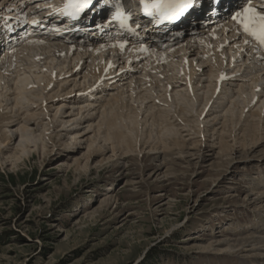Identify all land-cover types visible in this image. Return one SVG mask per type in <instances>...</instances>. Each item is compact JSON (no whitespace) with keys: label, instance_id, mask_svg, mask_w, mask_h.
Returning <instances> with one entry per match:
<instances>
[{"label":"rangeland","instance_id":"obj_1","mask_svg":"<svg viewBox=\"0 0 264 264\" xmlns=\"http://www.w3.org/2000/svg\"><path fill=\"white\" fill-rule=\"evenodd\" d=\"M39 51L24 63L42 78H0V264H264L229 240L264 223L256 191L264 192V162L240 157L264 154V81H253L260 72L219 82L212 75L230 70L197 57L173 69V90L123 85L116 103L110 99L122 85L89 94L91 77L66 71L61 53L51 63ZM257 86L261 102L238 120ZM131 112L139 118L128 119ZM109 120L117 123L110 132Z\"/></svg>","mask_w":264,"mask_h":264},{"label":"bare ground","instance_id":"obj_2","mask_svg":"<svg viewBox=\"0 0 264 264\" xmlns=\"http://www.w3.org/2000/svg\"><path fill=\"white\" fill-rule=\"evenodd\" d=\"M3 1L4 0H0V5H2L3 3H5ZM54 4L56 5L57 4V1H55V3L54 2L51 3L50 5L54 6ZM98 4H99V2H98ZM43 5L46 6V5H49V4H46V5L43 4ZM135 6L136 7H139L138 4L137 5L135 4ZM16 9H18V8H16ZM96 9L99 10V8H96ZM40 15H43V14H40ZM192 30L193 29H189V31L187 32L188 33V36H187V38H188L187 40L188 41H185L184 43H182L181 45H179L178 46V50L176 52L182 53V56L184 57V59L185 60H189V53H192L193 51H195L196 49H198L200 47L199 46L200 45L199 42H196V40H199V41H202L203 40L205 43H207L208 49H204L203 53L199 52V50H201V49H198L197 50V52H196L197 55L196 56L199 57V58H202V59H200V61H201L200 63L201 64H204V63L208 62L206 60V58L209 57V56H213L214 57V62L216 64H219V65H222V66L225 67L226 66L225 65L226 62H220L219 61V56L217 55L219 53V51L221 52L220 48L222 47V45L221 44H217V47L214 48L208 42H206V39H207L206 37H203V36L196 37L194 35H191L190 31H192ZM5 35L9 37L10 32L5 33ZM134 39H136V38H134ZM52 40H56L57 42H52ZM69 40H70L69 38L66 39L65 41H62V40L57 39V38H55V39L54 38H48V39L44 40V39H41V38H38L37 39V38H35L32 35L29 36L27 38V40L24 41L21 45H19L16 48L13 47V49L9 52V56L8 57H4L3 59H1L0 63L2 64L3 69L0 70V78H3V76H10V75L14 74L15 77H18L15 80V84L18 81H20L21 83L22 82H26V81H28L32 77L42 78V76H40V75L41 74H44V73L40 72V69L39 68H37L35 65H32V63H30L28 65L27 63H24V62L27 61V60H29V59H32L33 57L35 58V56H38V54L40 52L39 50L45 49L46 50V53L49 54L48 58L51 59V63H53V61L56 58V55L58 53H61V50L60 49H55V50L52 49L54 44L59 45L58 48H62V49H63V47H67V50H68L67 52L69 53V56H70V54H71V52L73 50H76L77 49V48L74 49L75 46H78V47H80V49L77 51V54H79V57L82 58V56L85 55L86 52H90L94 56L93 60L95 58H97L98 56L101 57L103 55L101 52L107 51L108 50L107 48L109 47V46H105V42H103V44H102L103 47H102L101 51L98 50L99 52H97L96 50H93L92 47L91 48H89V47H82V46H84V44L82 42L78 41L77 39H74L75 40L74 43H69V45H68L67 42H70ZM6 42H10L9 39H6ZM97 42H101V41H97ZM189 45H191V46H189ZM110 46H112L113 52L114 51H118V48H116V46H114L112 44ZM138 49H139V47L136 46L135 47V50H138ZM233 51L234 50H232L230 52V56H231L230 57V60H229L230 67L233 68V71L241 70L240 68H238V69L236 68L237 63H235V59L236 58H235V54H234ZM216 52H218V53L215 56V53ZM153 53H154V55L152 57L154 59L153 60L154 62H157L156 59H157L158 53L166 54V52H163V51L156 52L155 50H153ZM221 55H223V54H221ZM175 57H178V56H175L174 55V58ZM137 59H139V58H136V57H134L133 55L130 54L128 56V65H130V63H129L130 60H137ZM23 63H24V65H23ZM65 63H67V61H65ZM78 65H79L78 63L75 64L76 67ZM138 65H139V63H137L136 66H138ZM146 65L147 66H142V67L145 68V71L148 70L147 69L148 68V64H146ZM227 65H228V63H227ZM114 67H115V62H114L113 56L110 57V58H108V59H107V57L105 59L103 57L102 60H101V62L97 63L92 69H90V72L92 74L91 76L95 77L98 81L103 80L104 77H106V76H108V75H110L112 73V70L114 69ZM260 70H258V72H260V74H257L253 78V81H254L255 84H258L262 80L264 81V77H263L264 76L263 75L264 74V66ZM28 71H29V73L26 74ZM31 71H33V72L31 73ZM197 71H198V69L192 68L190 74L188 75V77H189V83L192 82L193 78L196 76ZM227 71H229V70H227ZM64 72H65V69L63 68L61 74L64 73ZM23 73L26 74V75L24 77H20V75H22ZM224 73H225V71L224 72L222 71V72H219L217 75L216 74L212 75V77L213 78L214 77H217V81L220 82L222 80L221 77L224 76ZM28 75H30V76H28ZM88 75H90V74H86L85 73V75L83 77L86 78ZM83 77H81V78H83ZM177 78H179V77H177L175 75L173 68L170 67L169 77L167 78V81H168V85L169 86L167 84H161V87L163 88V90H173V87H174L173 86V83H175L176 80H178ZM46 79H47V81H46L47 82V85L46 86H49V85H52L53 84L54 77H52V78H47L46 77ZM149 84L152 85L151 82ZM258 85H260V83ZM158 86H160V85H158ZM121 87H122L121 89L124 88L123 85ZM257 88H258V86L250 93L249 99L243 102L244 108H240L241 111L238 114L239 115L238 118H237L238 120L242 118V116H243V114L245 112V108L246 107H248L252 103H254V106H256L258 103L261 102L260 101L261 100V97L259 96V91H257ZM3 89L6 90V91L7 90H11L10 88L7 89L5 86L1 88V91ZM14 90L19 91V93H20L21 90L22 91L24 90V86H18V85H16V88ZM124 90L125 89L117 92V94H115L113 96V98L110 99V101H114L116 103H121V95H123V93L125 92ZM142 98H143V100H145V99H147L149 97L143 96L141 98L133 99V101L134 102H137L139 99H142ZM157 99H158V96H157ZM210 100H211V98L208 100V102H210ZM169 102H171V101H169ZM229 102L230 101H228L227 103H229ZM18 104H19V101H16L15 102V106L18 105ZM231 104H234L233 103V100L231 101ZM229 105H230V103H229ZM207 106L208 105H206V107ZM231 107H230V109H231ZM235 107H237V104L236 103L234 105V109H235ZM128 108H129V106H126V102H124L122 104V109H126L128 112H130ZM214 108H215V105L213 106L212 110ZM151 109L154 110L153 107ZM230 109H228L229 112H232L230 114H232V116H234L235 115V112H233V110H230ZM157 114L158 113H154L152 118L153 119H161ZM159 114H161L163 117H166V114H164V113H159ZM202 114H204V113H202ZM251 115L252 116H255V115H258V113L253 112ZM114 117H115V119L116 118L118 119L119 115L117 113H115L114 114ZM120 117H122V115H120ZM205 117L208 118V115L206 114ZM138 118H139V114L137 112H135V115L132 112L130 114H128V119H138ZM212 120L215 121L216 119H212ZM229 120L232 123L235 122V120L233 118L231 119V116L229 117ZM245 121H247V120H245ZM107 126H108V130L110 132V131H112L114 129L115 126H117V123L109 120V122L107 123ZM113 134L115 135V137H118L120 135L119 133H113ZM257 138H258L257 137V134L254 133V135L252 137V141L253 140H256L257 141ZM235 153H237V152H234V154ZM231 156H233V154ZM246 156H248V157H246ZM240 157L241 158H245L246 160L247 159L248 160H252L253 159V160H256L258 162L259 161L264 162V154L255 155L253 152H251L248 155V153H245V154L242 153ZM252 190L254 191V190H256V188H253ZM256 191L258 193H260L261 195H264V192H261L259 190H256ZM247 196H249V199L250 200H253L255 198H256L255 201L258 200L257 197L252 198V195L251 194H247ZM259 223L262 224V225H260L258 227H255L252 230V232H247V233L246 232H244V233L241 232V234H236V236L234 237V239H232L231 237L229 239L230 241L232 240L234 242V245L237 246V247L238 246H241V247H247V248H249V251L248 252H250L249 254H251L252 257H254L253 259H255V258H264V223H263V220H260ZM223 242L224 241L217 240V243H223Z\"/></svg>","mask_w":264,"mask_h":264},{"label":"snow or ice","instance_id":"obj_3","mask_svg":"<svg viewBox=\"0 0 264 264\" xmlns=\"http://www.w3.org/2000/svg\"><path fill=\"white\" fill-rule=\"evenodd\" d=\"M199 0H141L143 11L148 17H154L159 23L165 21H175L190 10H193ZM219 3V0H216ZM94 3V0H68L61 10L65 16L76 17L79 13L89 9ZM114 20H119L121 25H124V20L121 19L120 12L117 11L113 17ZM231 19L235 21L239 28H242L243 33L252 38L257 43L258 48L264 49V4L256 6L253 0H246L241 9L236 11ZM32 23H40L39 20L33 19ZM139 27V25H137ZM127 42H121L119 47L124 49ZM245 45L250 43V40L243 41ZM141 51L147 52V48H141ZM226 75L221 79H226Z\"/></svg>","mask_w":264,"mask_h":264}]
</instances>
